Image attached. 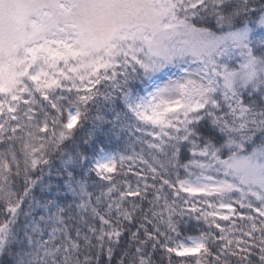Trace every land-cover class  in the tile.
<instances>
[{"label": "snow or ice", "instance_id": "obj_1", "mask_svg": "<svg viewBox=\"0 0 264 264\" xmlns=\"http://www.w3.org/2000/svg\"><path fill=\"white\" fill-rule=\"evenodd\" d=\"M0 72V264H264V0H0Z\"/></svg>", "mask_w": 264, "mask_h": 264}, {"label": "trees", "instance_id": "obj_2", "mask_svg": "<svg viewBox=\"0 0 264 264\" xmlns=\"http://www.w3.org/2000/svg\"><path fill=\"white\" fill-rule=\"evenodd\" d=\"M4 80V74L0 72V83ZM93 125L91 123L86 124L82 135L87 138L93 132ZM111 125H104L99 129H96L95 134L92 135V139L103 138L105 143L96 144L93 148L91 143L85 145L89 149L86 153L87 159L83 160L80 165L76 164H64L61 167V157L67 159L69 153L65 152L61 154V157H57L53 161L52 174L43 175L41 184H38L31 191V197L26 202L25 213L27 214L29 208H35L39 211V207H42L44 203L51 198L52 189L56 188L61 196L69 198V203L74 200H78L79 196L73 193H80L84 187H87L89 191L96 189L94 184L95 173L92 169L103 158V156L119 157L122 155H130L134 148L138 150V145H132L129 143V136L126 132L120 129H114L112 132L113 141L108 142V137L105 135V129L110 128ZM82 150V149H81ZM71 155L75 156V153ZM74 178L70 180V176ZM58 181L64 182V187L61 189L58 185ZM19 191V189H17ZM3 210V204L0 203V212ZM3 217H0L2 219ZM120 258L119 250L114 257V261H118Z\"/></svg>", "mask_w": 264, "mask_h": 264}, {"label": "rangeland", "instance_id": "obj_3", "mask_svg": "<svg viewBox=\"0 0 264 264\" xmlns=\"http://www.w3.org/2000/svg\"><path fill=\"white\" fill-rule=\"evenodd\" d=\"M114 157H109V156H103V158L100 160V162H105V161H107V160H111V159H113Z\"/></svg>", "mask_w": 264, "mask_h": 264}]
</instances>
